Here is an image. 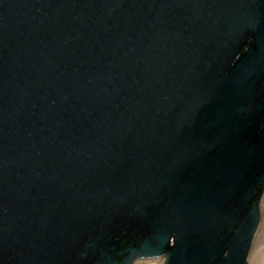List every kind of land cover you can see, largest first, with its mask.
<instances>
[{
  "label": "water",
  "instance_id": "1",
  "mask_svg": "<svg viewBox=\"0 0 264 264\" xmlns=\"http://www.w3.org/2000/svg\"><path fill=\"white\" fill-rule=\"evenodd\" d=\"M262 189L264 0H0V264H246Z\"/></svg>",
  "mask_w": 264,
  "mask_h": 264
},
{
  "label": "rangeland",
  "instance_id": "2",
  "mask_svg": "<svg viewBox=\"0 0 264 264\" xmlns=\"http://www.w3.org/2000/svg\"><path fill=\"white\" fill-rule=\"evenodd\" d=\"M259 233L260 234L258 235H259L260 244H261L263 242L262 239L264 236V228H262V230ZM250 262H251L250 264H264V245H262L259 250L257 249L255 250V252H253V260H251ZM154 264H158V263H154Z\"/></svg>",
  "mask_w": 264,
  "mask_h": 264
},
{
  "label": "flooded vegetation",
  "instance_id": "3",
  "mask_svg": "<svg viewBox=\"0 0 264 264\" xmlns=\"http://www.w3.org/2000/svg\"><path fill=\"white\" fill-rule=\"evenodd\" d=\"M263 196H264V189H262L261 192H258V193L256 194V196H255V198H254V201L257 200L259 197H260V200H262ZM260 202H261V201H260ZM126 249H127V247H123V248H122V251H125ZM250 255H251V253H250ZM124 257H125V255H124L123 253H121V255L117 257V259H118V261H122V259H123ZM247 257H248V258L245 260V263H246V264H249V257H250V256H247ZM164 261H165V257H164V256H161V257L157 258V260L154 261V262H152V263H153V264H154V263L164 264ZM142 264H151V262H150V261H149V262H144V263H142Z\"/></svg>",
  "mask_w": 264,
  "mask_h": 264
},
{
  "label": "bare ground",
  "instance_id": "4",
  "mask_svg": "<svg viewBox=\"0 0 264 264\" xmlns=\"http://www.w3.org/2000/svg\"><path fill=\"white\" fill-rule=\"evenodd\" d=\"M262 228H264V198H263V202H262V219H261V223H260V229L258 231V234H260L259 232L262 230ZM257 234L256 240L254 241V246L251 252V255L249 257V264L251 263L250 261L253 260V252H255V250H259L260 247L262 245H264V236H263V242L260 244V239H259V235ZM262 249V248H261ZM156 261V260H155ZM154 262V261H153ZM136 264H142V263H136Z\"/></svg>",
  "mask_w": 264,
  "mask_h": 264
}]
</instances>
